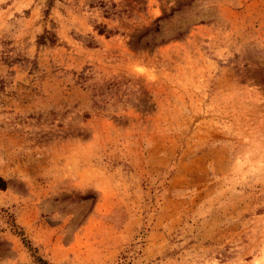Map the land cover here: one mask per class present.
Instances as JSON below:
<instances>
[{
    "label": "rangeland",
    "instance_id": "obj_1",
    "mask_svg": "<svg viewBox=\"0 0 264 264\" xmlns=\"http://www.w3.org/2000/svg\"><path fill=\"white\" fill-rule=\"evenodd\" d=\"M0 179V264H264V0H0Z\"/></svg>",
    "mask_w": 264,
    "mask_h": 264
},
{
    "label": "trees",
    "instance_id": "obj_2",
    "mask_svg": "<svg viewBox=\"0 0 264 264\" xmlns=\"http://www.w3.org/2000/svg\"><path fill=\"white\" fill-rule=\"evenodd\" d=\"M54 0H47L48 7L53 3ZM155 32L159 31V27L156 26L154 29ZM104 33L110 34L111 32H106V28L104 27H98V34L102 35ZM106 34V35H107ZM56 42V36L50 32V31H44L42 35L38 37V45H54ZM0 183H3V181L0 179ZM41 261V260H40ZM45 264V262H43Z\"/></svg>",
    "mask_w": 264,
    "mask_h": 264
}]
</instances>
